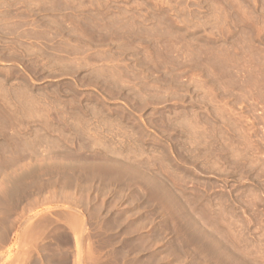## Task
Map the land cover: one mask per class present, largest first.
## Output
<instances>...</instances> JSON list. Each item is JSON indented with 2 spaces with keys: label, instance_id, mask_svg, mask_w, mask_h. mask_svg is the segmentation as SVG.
I'll use <instances>...</instances> for the list:
<instances>
[{
  "label": "rangeland",
  "instance_id": "1",
  "mask_svg": "<svg viewBox=\"0 0 264 264\" xmlns=\"http://www.w3.org/2000/svg\"><path fill=\"white\" fill-rule=\"evenodd\" d=\"M0 171V264H264V0H0Z\"/></svg>",
  "mask_w": 264,
  "mask_h": 264
},
{
  "label": "bare ground",
  "instance_id": "2",
  "mask_svg": "<svg viewBox=\"0 0 264 264\" xmlns=\"http://www.w3.org/2000/svg\"><path fill=\"white\" fill-rule=\"evenodd\" d=\"M97 80H98V79H97ZM22 90H24V89H22ZM21 94H22V93H21ZM23 94H24V93H23ZM23 94H22V95H23ZM25 96H26V95H25ZM26 97H27V96H26ZM96 103H97V102H96ZM98 103H99V102H98ZM146 104H147V103H146ZM93 105H94V104H93ZM94 107H95V106H94ZM97 107H98V106H97ZM100 109H101V108H100ZM100 109H99V110H100ZM94 112H95V111H94ZM72 113H73V112H72ZM74 113H75V112H74ZM95 113H96V112H95ZM97 115H98V112H97ZM95 116H96V115H95ZM161 116H163V115H161ZM162 119H163V118H162ZM162 123H163V122H162ZM160 127H161V126H160ZM78 138H79V137H78ZM83 140H84V139H83ZM83 142H84V141H83ZM89 145H90V144H89ZM86 146H87V144H86ZM77 148H79V147H77ZM79 149H80V148H79ZM107 151H108V150H107ZM50 152H51V151H50ZM119 152H120V151H119ZM48 153H49V152H48ZM48 153H47V154H48ZM110 153H111V152H110ZM112 153H113V152H112ZM53 154H54V153H53ZM64 154H65V153H64ZM64 154H63V155H64ZM49 155H50V154H49ZM67 155H68V154H67ZM74 155H75V154H74ZM51 156H52V154H51ZM72 156H73V155H72ZM67 157H68V156H67ZM74 157H75V156H74ZM77 157H78V156H77ZM86 157H87V156H86ZM54 158H55V157H54ZM56 158H57V157H56ZM58 158H59V157H58ZM60 158H61V157H60ZM68 158H69V157H68ZM52 159H53V158H52ZM49 160H51V159L49 158ZM92 160H93V159H92ZM75 161H76V160H75ZM52 162H53V161H52ZM76 162H77V161H76ZM75 171H76V170H75ZM0 172H1V171H0ZM73 174H74V172H73ZM20 175H21V174H20ZM14 176H15V175H14ZM24 176H25V175H24ZM10 177H12V176H10ZM1 178H2V177H1ZM7 178H8V177H7ZM17 178H19V177H17ZM20 179H21V178H20ZM0 180H1V179H0ZM7 180H8V179H7ZM12 180H13V179H12ZM69 180H70V179H69ZM77 180H78V179H77ZM8 181H9V180H8ZM0 183H1V182H0ZM54 183H55V182H54ZM59 183H60V182H59ZM5 184H6V183H5ZM10 184H11V183H10ZM63 184H64V182H63ZM87 184H90V183H87ZM3 185H4V184H3ZM7 185H8V184H7ZM20 185H21V184H20ZM76 185H77V184H76ZM78 186H79V185H78ZM85 186H86V185H85ZM66 187H67V186H66ZM69 187H70V185H69L67 188H69ZM74 187L76 188V186H74ZM80 187H83V185L80 186ZM86 187H87V186H86ZM86 187H85V188H86ZM88 187H91V186L88 185ZM94 187H95V186H94ZM6 188H7V187H6ZM8 188H9V187H8ZM12 188H13V187H12ZM71 188H73L72 185H71ZM78 188H79V187H78ZM99 188H100V187H99ZM10 189H11V188H10ZM58 189H59V188H58ZM94 189H95V188H94ZM79 190H80V189H79ZM83 190H84V187H83ZM85 190L88 191V189H85ZM85 190L83 191V193L85 192ZM67 191H69V190H67ZM95 191H96V189H95ZM100 191H101V190H100ZM7 192H9V190H8ZM72 192H74V190H73ZM76 192L78 193V191H75V196H76V194H77ZM98 192H99V191H98ZM102 192H103V191H102ZM13 193H14V192H13ZM83 193H82V195H83ZM86 193H87V195H88L89 192H86ZM70 194H71V193H70ZM73 194H74V193H73ZM73 194H72V196H73ZM78 194L80 195L81 193H78ZM36 195H37V194H36ZM65 195H66V194H65ZM79 195H77V196H79ZM13 196H15V195H13ZM46 196H47V195H46ZM57 196L60 197L59 195H57ZM67 196H68V195H66V197H67ZM69 196H70V195H69ZM75 196H73V197H75ZM77 196H76L75 198H79V197H80V196H79V197H77ZM5 197H6V196H5ZM38 197H39V196H38ZM70 197H71V196H70ZM85 197H86V194H85ZM90 197H91V196H90ZM102 197H103V195H102ZM10 198H11V197H10ZM28 198H30V197H28ZM81 198H82V197H81ZM19 199H20V198H19ZM34 199H35V198H34ZM70 199H71V198H70ZM70 199H69V200H70ZM73 199H74V198H73ZM85 199L87 200V197L84 198L83 201H85ZM96 199H97V198H96ZM30 200H31V199H30ZM66 200H67V199H66ZM74 200H76V199H74ZM78 200H79V199H78ZM78 200H77V201H78ZM92 200H93V199H92ZM98 200H99V199H98ZM101 200H103V199H101ZM34 201H35V200H34ZM72 202L75 203V201H72ZM86 202H87V201H86ZM29 203H30V202H29ZM74 203H73V204H74ZM78 203H81V204H82V202H80V201H78ZM25 204H26V203H25ZM27 204H28V202H27ZM38 204H39V203H38ZM71 204H72V203H71ZM10 205H11V204H10ZM10 205H9V206H10ZM23 205H24V204H23ZM28 205H29V204H28ZM77 205H78V204H77ZM82 205H84V204H82ZM74 206H76V205H74ZM92 206H93V205H92ZM30 207H31V205H30ZM78 207H79V205H78ZM96 207H98V206H96ZM14 208H15V207H14ZM25 208H26V207H25ZM98 208H99V207H98ZM77 209H78V208H77ZM94 209H95V208H94ZM92 210H93V209H92ZM92 210H91V211H92ZM96 210H97V208H96ZM96 210H95V211H96ZM98 212H99V210H98ZM16 214H17V213H16ZM89 215H90V214H89ZM3 216H4V215H3ZM91 216H92V215H91ZM70 217H71V216H70ZM72 217H73V216H72ZM93 217H94V216H93ZM6 219H7V218H6ZM9 219H10V218H9ZM9 219H7V220H9ZM10 220H11V219H10ZM73 220H74V219H73ZM5 221H6V220H5ZM70 221H72V220H70ZM2 222H3V220H2ZM17 222H18V221H17ZM73 222H74V221H73ZM74 223H75V222H74ZM74 223H73V224H74ZM11 224H12V223H11ZM76 225H77V224H76ZM10 226H11V225H10ZM74 227H75V224H74ZM74 227H72V228H74ZM76 227H77V226H76ZM11 229H12V228H11ZM78 229H79V228H78ZM31 230H32V229H31ZM71 231H72V230H71ZM74 231H75V230H74ZM3 233H4V232H3ZM3 233H2V234H3ZM76 233H77V232H76ZM5 237H6V236H5ZM73 237H74V236H73ZM6 238H7V237H6ZM6 238H5V239H6ZM29 239H30V238H29ZM76 239H78V238H76ZM0 242H1V241H0ZM80 242H81V241H80ZM19 243H20V241H19ZM77 243H78V242H77ZM82 243H83V242H82ZM75 244H76V243H75ZM21 246H22V245H21ZM16 247H17V246H16ZM22 249H23V248H22ZM77 250H78V249H77ZM83 250H84V249H83ZM24 253H25V252H24ZM26 254H27V253H26ZM24 255H25V254H24ZM20 256H21V255H20ZM78 256H79V254H78ZM21 258H22V256H21ZM16 260H18V259H16ZM17 262H18V261H17Z\"/></svg>",
  "mask_w": 264,
  "mask_h": 264
}]
</instances>
